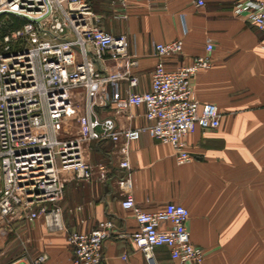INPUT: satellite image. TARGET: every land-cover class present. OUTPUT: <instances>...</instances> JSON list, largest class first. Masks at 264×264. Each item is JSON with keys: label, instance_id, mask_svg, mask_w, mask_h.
Instances as JSON below:
<instances>
[{"label": "built area", "instance_id": "1", "mask_svg": "<svg viewBox=\"0 0 264 264\" xmlns=\"http://www.w3.org/2000/svg\"><path fill=\"white\" fill-rule=\"evenodd\" d=\"M94 1L0 0V228L42 219L49 231L67 234L71 264H102L105 242L117 232L115 223L108 219L88 232L69 230L62 202L69 183L107 180L109 169L94 166L91 154L94 143L110 142L118 147L119 168L128 173L120 182L121 206L137 224L131 234L136 249L149 264H156L158 247H166L180 264H203L206 252L191 240L184 206L169 203L154 212L138 206L129 156L131 145L147 136L173 147L176 163L187 165L193 157L186 138L197 129L206 134L220 128L218 107L194 97V80L211 68L214 45L208 42L207 55L170 70L167 61L183 52L184 42L156 44L151 87L135 92L137 55L130 53L125 34L105 30ZM111 3L113 19H129L128 0ZM197 6L204 7L205 1L198 0ZM234 13L264 36V0L238 1ZM14 18L24 22L12 28ZM106 58L124 60L128 69L120 75L102 72L99 64ZM123 81L129 84L125 93L117 90ZM106 107L128 119L133 109L142 108L146 124L119 126L114 118L100 116ZM47 260L42 255L34 264Z\"/></svg>", "mask_w": 264, "mask_h": 264}, {"label": "crops", "instance_id": "2", "mask_svg": "<svg viewBox=\"0 0 264 264\" xmlns=\"http://www.w3.org/2000/svg\"><path fill=\"white\" fill-rule=\"evenodd\" d=\"M197 1L128 0L126 21L113 19L111 0L94 1L105 30L125 34L130 53L137 55L138 67L132 69L138 78L135 92L151 87L158 62L156 44L184 42L183 52L167 61L170 70L207 55L208 42L214 45L211 68L194 80V97L218 107L220 128L206 134L197 129L186 138L193 161L183 166L176 163L170 145L147 136L134 142L129 156L131 190L146 212L169 203L189 211L191 240L206 252L203 264H264V36L234 13L238 1L248 0H204V7ZM99 67L113 75L128 69L126 61L109 58ZM128 86L120 82L117 90L125 93ZM98 112L119 126L146 124L142 108L133 109L132 119L116 117L110 107ZM91 162L106 165L108 178L66 185L62 202L66 227L88 232L109 219L117 232L105 242L102 264H149L131 240L137 230L133 215L121 206L120 182L128 173L119 168L118 147L94 143ZM42 255L48 257L44 264H71L67 234L49 231L42 219L17 220L0 228V264H34ZM154 259L156 264H180L166 247L156 248Z\"/></svg>", "mask_w": 264, "mask_h": 264}, {"label": "trees", "instance_id": "3", "mask_svg": "<svg viewBox=\"0 0 264 264\" xmlns=\"http://www.w3.org/2000/svg\"><path fill=\"white\" fill-rule=\"evenodd\" d=\"M13 20H14V26H11L12 28L17 27V26L21 25L24 22V20L17 19V18H14ZM6 28H7V26H4L3 29H2V31L3 32H6L8 30Z\"/></svg>", "mask_w": 264, "mask_h": 264}]
</instances>
